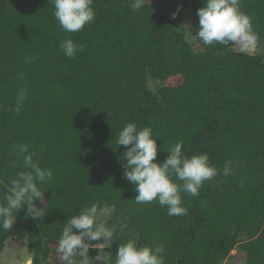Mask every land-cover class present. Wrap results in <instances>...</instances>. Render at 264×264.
Returning a JSON list of instances; mask_svg holds the SVG:
<instances>
[{
  "label": "trees",
  "instance_id": "trees-1",
  "mask_svg": "<svg viewBox=\"0 0 264 264\" xmlns=\"http://www.w3.org/2000/svg\"><path fill=\"white\" fill-rule=\"evenodd\" d=\"M156 1L134 12L130 0H93L94 21L71 33L49 0H0V194L26 170L18 145L53 173L41 186L47 214L34 220L21 210L11 230L0 228V264L20 231L32 264H66L57 251L63 227L92 204L111 210L108 264L131 240L163 244L165 264H222L235 247L245 264H264V53L198 38L195 48L188 34L202 0H181L174 17ZM239 7L264 47V0ZM65 39L83 51L65 56ZM128 123L152 128L159 162L179 141L189 156L209 155L218 175L198 196L181 193L186 214L136 202L117 144ZM73 264H83L79 253Z\"/></svg>",
  "mask_w": 264,
  "mask_h": 264
},
{
  "label": "clouds",
  "instance_id": "clouds-1",
  "mask_svg": "<svg viewBox=\"0 0 264 264\" xmlns=\"http://www.w3.org/2000/svg\"><path fill=\"white\" fill-rule=\"evenodd\" d=\"M145 2L130 0V8L134 12L139 11ZM202 2L204 6L197 10L199 31L195 36L204 45L215 42L225 46L234 44L241 52L255 50L259 37L253 30L250 17L240 10V0ZM49 3L54 6L53 15L66 32H78L95 19L93 0H49ZM60 47L69 58H75L76 53L84 48L71 39H65ZM117 144L125 148L122 154L123 179L134 185L136 202L157 200L160 206L167 207L169 216L187 213L182 206V192L198 196L203 183L218 175L207 153L189 156L183 141L167 149L169 155L159 162L157 138L153 137L149 126L138 129L135 123H128L120 131ZM17 148L20 154L28 153L23 156L26 170L17 172L7 191L0 194V228L3 230L13 228L21 210L34 220L47 214L45 191L41 186L52 179L53 173L51 169H42L33 162V155L26 145H18ZM230 163H226L223 169L224 176L231 174ZM176 180L183 183L177 184ZM103 212V208L92 204L67 220L58 240L60 260L73 264L78 253L83 255L92 248L98 254L94 258L88 257L83 264H90V261L93 264L103 261L105 264L100 253L112 246L117 233L100 219ZM164 252L163 244L142 246L131 240L119 245L115 264H165ZM27 264H32V260L29 259Z\"/></svg>",
  "mask_w": 264,
  "mask_h": 264
},
{
  "label": "rangeland",
  "instance_id": "rangeland-1",
  "mask_svg": "<svg viewBox=\"0 0 264 264\" xmlns=\"http://www.w3.org/2000/svg\"><path fill=\"white\" fill-rule=\"evenodd\" d=\"M178 4L177 0H157L156 1V7L160 8L164 11H166L168 14H171L175 8L176 5ZM187 24L191 25L192 22H190L189 20L186 21ZM199 30V26H194L192 28V31L189 32L188 34V38L189 40L194 44L195 48H199L200 45L198 43V39L195 36L194 31L195 30ZM253 52L256 53H264V47H256L255 50H252ZM111 214V210L110 209H104V212L102 214V216L100 217V219H102L103 221H105V219ZM25 236L26 233L24 231H20L12 240H9L7 243V246L4 248L2 255H1V262L2 264H6L7 262V256L10 255V253H13L15 251V248L17 249V247H20L24 244V240H25ZM93 255L91 256L88 253H84L83 255L80 254V257L82 259V261H84L85 259H87L88 257L90 258H94L98 253L93 251ZM101 256H103L105 258V264H108V251L107 249H105V251H102L100 253ZM246 256L244 251H242L241 249H239L238 247H235L229 254V256L222 262V264H245L246 262ZM90 264H93L92 261H90ZM96 264H104L103 261H98L96 262Z\"/></svg>",
  "mask_w": 264,
  "mask_h": 264
},
{
  "label": "water",
  "instance_id": "water-1",
  "mask_svg": "<svg viewBox=\"0 0 264 264\" xmlns=\"http://www.w3.org/2000/svg\"><path fill=\"white\" fill-rule=\"evenodd\" d=\"M178 4L176 5L175 10L169 14L170 17H174L177 15L178 11L180 10V7L182 5L181 0H177ZM97 243V242H93ZM31 259L33 263V253H30L28 250V242L27 237L25 236L24 244L20 247L15 248V251L13 253H10L9 256H7V263L6 264H27V261Z\"/></svg>",
  "mask_w": 264,
  "mask_h": 264
}]
</instances>
